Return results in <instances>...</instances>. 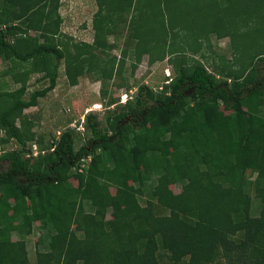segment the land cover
Instances as JSON below:
<instances>
[{"label": "trees", "instance_id": "obj_1", "mask_svg": "<svg viewBox=\"0 0 264 264\" xmlns=\"http://www.w3.org/2000/svg\"><path fill=\"white\" fill-rule=\"evenodd\" d=\"M216 1L94 0V41L79 44L59 38L63 0H0V59L19 84L0 89V144L16 143L0 153V264H264V0ZM200 3L233 58L212 59L209 30L187 26L184 11ZM124 23L136 61L167 60L174 77L157 92L126 91L125 103L110 97L117 108L105 119L87 112L83 132L65 128L45 144L24 111L56 87L63 64L71 85L91 73L107 95L123 61L97 50ZM234 29L242 40L255 32L260 47L246 41L239 55ZM33 73L50 84L27 96ZM37 224L49 249L34 261L26 236Z\"/></svg>", "mask_w": 264, "mask_h": 264}, {"label": "rangeland", "instance_id": "obj_2", "mask_svg": "<svg viewBox=\"0 0 264 264\" xmlns=\"http://www.w3.org/2000/svg\"><path fill=\"white\" fill-rule=\"evenodd\" d=\"M195 0H189L193 2ZM199 2H207L209 0H198ZM64 5L60 8V15L63 17L61 25V34L59 38L68 39L71 37L74 42L84 43V42H93L95 29L93 26V17L97 11V6L94 3V0H63ZM218 0L216 1V3ZM195 8L194 13H191L192 6H189L190 10L186 8L184 11L185 18L186 15L191 14L192 17L184 20H188V27L190 25L198 26V33L208 34L210 32L209 46L205 47L207 54L212 56V59L218 61V55L227 57L228 59L233 58L234 54L231 52V38H217L215 33L209 29V25L206 21L202 19L204 5L201 7ZM210 11V10H208ZM224 13V11H222ZM194 17V18H193ZM193 18V19H192ZM200 19V21H198ZM205 21V23H203ZM158 28V20L156 22ZM208 24V25H207ZM119 27V26H118ZM193 28V27H192ZM207 30L205 33L201 31ZM252 31V30H251ZM251 31L248 34V38L242 40L241 34H238L237 30L234 29V43L240 50L239 55H243L242 47H244V42L250 41L253 45L254 50H257L259 46V41L255 39L254 34H251ZM194 34L197 35V29H194ZM108 44L111 45V49L108 52H103L101 49H98L99 56H116V63L119 64L123 61V70L122 74L119 76H114L112 79L106 80V88L108 90L107 95H104L103 89L104 84L103 80H97L93 77V74H83L79 76V79L76 84L71 85L65 74V64L61 65L59 71L61 76L57 80L56 87L48 93L44 98H41L39 104L34 107H30L24 111L28 116L29 122L33 125L34 132L41 136L43 135L45 144H50L51 140L57 135V132L65 129L71 128L72 131H78L82 123V119L85 118L87 112H96L101 119H105L107 113L110 110H115L117 108L116 103L109 105L110 97H113L114 100H120L122 97L126 96V91L135 94L136 89L141 85L150 86L153 91H159L160 85L163 84V81L166 75L171 73V77H174L173 64L167 60L158 61L157 63L150 62V53H143L139 62L136 58V48L137 40L135 39L131 30L124 23L121 27L116 28L115 32L112 31L107 36ZM208 43V42H207ZM158 51V45L156 46ZM191 55V52H188ZM237 55V53H236ZM200 55L198 54L197 57ZM194 57V56H193ZM246 58V56H241L240 60ZM17 66H20L18 69L21 71L28 68V65L16 63ZM15 67L13 62H6L0 59V89L8 91L14 90L19 87V84L13 82L11 79L10 71L11 68ZM169 69V71L167 70ZM17 69V70H18ZM8 71L7 73L5 71ZM167 70V73H166ZM20 71V72H21ZM63 74V75H62ZM42 76L41 73H33L29 79L31 87H29L28 94L33 90L44 88L50 84L49 79H43L38 81L37 78ZM100 79V78H99ZM6 83V84H5ZM8 84V85H7ZM131 86V91L127 89V85ZM6 85V86H5ZM6 87V88H5ZM159 88V89H158ZM124 94V95H122ZM130 98V97H129ZM18 124L20 123V118L17 119ZM83 132V129H81ZM0 135L5 136V131L1 130ZM82 139L77 136L76 143L77 146H81L85 142V136L82 134ZM16 143L14 140L8 142H3L0 144V153L5 150H11L15 148ZM37 148V147H36ZM74 184L78 185V181L72 179ZM175 192H180V186H171ZM115 192V189H112ZM147 196L141 198L142 203H146ZM259 202L255 199L253 212L254 214L258 213L260 206ZM86 209L88 211L93 210V206L90 202H85ZM111 216L109 215L108 218ZM39 224V223H38ZM36 225L34 232L26 236L27 248L31 259L35 261V253L37 250H48V237L49 234L42 233ZM42 236V237H41ZM24 238V236H22ZM16 238V236H15ZM42 238V241L39 239Z\"/></svg>", "mask_w": 264, "mask_h": 264}, {"label": "built area", "instance_id": "obj_3", "mask_svg": "<svg viewBox=\"0 0 264 264\" xmlns=\"http://www.w3.org/2000/svg\"><path fill=\"white\" fill-rule=\"evenodd\" d=\"M168 71H169V69H168ZM168 73H169V72H168ZM168 81H169V79L166 80V82H168ZM126 96H127V94H126ZM128 97H129V95H128ZM128 97H127V98H128ZM127 98L125 97L124 100H126ZM83 121H84V118H83ZM79 129H84V126H83V125L80 126ZM36 147H37V148H36ZM38 151H39V148H38L37 144L34 143V144H33V152H34V155H37Z\"/></svg>", "mask_w": 264, "mask_h": 264}, {"label": "clouds", "instance_id": "obj_4", "mask_svg": "<svg viewBox=\"0 0 264 264\" xmlns=\"http://www.w3.org/2000/svg\"><path fill=\"white\" fill-rule=\"evenodd\" d=\"M167 70H168V68H167ZM167 70H166V73H167ZM167 75L171 77V73H168ZM124 94L129 95L127 92L124 93ZM124 94H122V95H124ZM128 98H129V97H128ZM128 98H127V99H128ZM127 99L124 100V97H122V98H121V102H122V103H125V102L127 101ZM82 120H83V119H82ZM84 121H85V118H84ZM84 121H82V123H84ZM82 125H83V124H81V126H82ZM80 130H81V129H80ZM83 130H84V129H83ZM32 154L34 155V152H33V145H32ZM37 154H38V153H37Z\"/></svg>", "mask_w": 264, "mask_h": 264}, {"label": "crops", "instance_id": "obj_5", "mask_svg": "<svg viewBox=\"0 0 264 264\" xmlns=\"http://www.w3.org/2000/svg\"><path fill=\"white\" fill-rule=\"evenodd\" d=\"M158 61H156V63H157Z\"/></svg>", "mask_w": 264, "mask_h": 264}]
</instances>
